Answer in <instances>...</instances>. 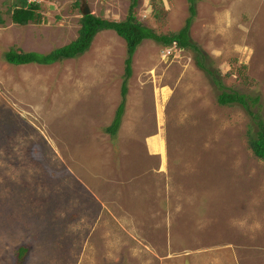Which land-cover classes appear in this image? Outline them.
<instances>
[{
	"label": "rangeland",
	"instance_id": "obj_1",
	"mask_svg": "<svg viewBox=\"0 0 264 264\" xmlns=\"http://www.w3.org/2000/svg\"><path fill=\"white\" fill-rule=\"evenodd\" d=\"M123 21L131 0H28L40 21H11L0 0V264H264V161L257 127L223 90L258 98L264 122V0H196L189 38L207 56L138 46L115 136L125 42L98 33L82 55L12 66L78 37L82 2ZM78 3V6L76 5ZM138 21L179 31L187 0H138ZM24 250L21 255L20 251Z\"/></svg>",
	"mask_w": 264,
	"mask_h": 264
},
{
	"label": "trees",
	"instance_id": "obj_2",
	"mask_svg": "<svg viewBox=\"0 0 264 264\" xmlns=\"http://www.w3.org/2000/svg\"><path fill=\"white\" fill-rule=\"evenodd\" d=\"M18 1L19 5H14V9L11 12V21L19 26H26L29 23H38L40 21V14L38 13L40 6L35 2L29 3L27 2L28 0ZM187 3L189 16L183 27L175 33L161 35L143 26L135 16V8L137 7L138 0H131L128 14L123 21H108L92 14L83 16L80 20L78 37L66 46L55 49L47 55L9 50L4 54V61L12 66H23L29 64L52 65L55 62L74 59L84 54L89 49L94 37L98 33L107 30L114 31L117 36L125 42L126 47L124 81L120 89L121 102L116 109L115 117L111 125L105 130L107 134L115 136L124 114L125 96L127 93L126 84L132 74L133 56L142 41L151 40L155 43L162 44L164 47L175 45V47L180 50H191L195 53L194 60L196 66L208 76H213V71L207 67L208 58L206 54L193 44L189 38V30L192 20L196 15V0H187ZM76 5L78 6V3H76ZM3 24L4 20L0 12V25ZM212 81L220 90L222 89L217 99L219 105H240L247 111L248 115L253 118L257 130L254 134L248 136V147L257 159L264 161V122L259 116L250 111V105L257 104L258 98H248L237 92H227L226 90H223V87L217 79L213 78ZM20 252L22 255L24 250H21Z\"/></svg>",
	"mask_w": 264,
	"mask_h": 264
},
{
	"label": "water",
	"instance_id": "obj_3",
	"mask_svg": "<svg viewBox=\"0 0 264 264\" xmlns=\"http://www.w3.org/2000/svg\"><path fill=\"white\" fill-rule=\"evenodd\" d=\"M81 13L83 16L91 15L90 9L84 1L82 2V5H81Z\"/></svg>",
	"mask_w": 264,
	"mask_h": 264
}]
</instances>
